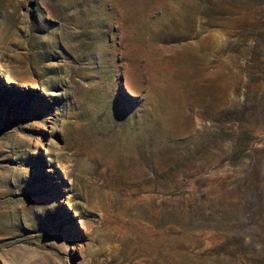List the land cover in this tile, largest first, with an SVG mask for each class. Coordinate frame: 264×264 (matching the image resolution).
<instances>
[{"label": "rangeland", "instance_id": "obj_1", "mask_svg": "<svg viewBox=\"0 0 264 264\" xmlns=\"http://www.w3.org/2000/svg\"><path fill=\"white\" fill-rule=\"evenodd\" d=\"M0 264H264V0H0Z\"/></svg>", "mask_w": 264, "mask_h": 264}, {"label": "water", "instance_id": "obj_2", "mask_svg": "<svg viewBox=\"0 0 264 264\" xmlns=\"http://www.w3.org/2000/svg\"><path fill=\"white\" fill-rule=\"evenodd\" d=\"M5 85H6V83H5ZM6 86H7V85H6ZM121 88H122V90H124V92H126V91H125V88H124L123 85H121Z\"/></svg>", "mask_w": 264, "mask_h": 264}]
</instances>
